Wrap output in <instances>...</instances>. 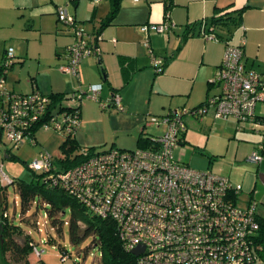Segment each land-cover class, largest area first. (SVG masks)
<instances>
[{
	"label": "built area",
	"instance_id": "obj_1",
	"mask_svg": "<svg viewBox=\"0 0 264 264\" xmlns=\"http://www.w3.org/2000/svg\"><path fill=\"white\" fill-rule=\"evenodd\" d=\"M56 14L74 36L66 49L67 60L59 68L79 78L82 61L98 54L99 47L66 5H58ZM203 24L200 32L205 38L220 39L212 28H205V21ZM175 26L166 13L161 23L144 24L142 29L167 33ZM13 62L14 53L7 50L0 63V131L8 142L15 147L25 142L36 145V131L41 128L73 137L81 124L83 100L87 97L99 101L102 84L65 93L61 100L40 90L19 93L7 84ZM151 62L157 72L164 70L161 57L152 54ZM211 83L219 86L220 92L202 104L174 108L148 119L146 126L154 125L161 131L144 133V146L102 151L83 147L79 153L85 158L66 168L60 167L58 159L62 158L41 152L28 166L47 173L53 185L65 188L93 213L114 219L129 250L144 246L143 252L136 255V264H264V247L257 241V202L241 199L242 184L211 169L193 168L175 153L187 130L186 117L202 118L211 109L216 119L232 118L239 129L247 125L264 129V114L256 112V106L264 104V75L247 66L242 44L226 40ZM112 104L119 111L125 110L119 92L113 94ZM102 105L107 107V103ZM260 149L253 151L248 160L261 162ZM2 179L13 182L5 174ZM31 244L41 256L44 249Z\"/></svg>",
	"mask_w": 264,
	"mask_h": 264
},
{
	"label": "crops",
	"instance_id": "obj_2",
	"mask_svg": "<svg viewBox=\"0 0 264 264\" xmlns=\"http://www.w3.org/2000/svg\"><path fill=\"white\" fill-rule=\"evenodd\" d=\"M58 5H66L82 27L93 28L91 32H87L90 38L96 41L100 50L98 54L82 61L79 78L63 71L65 74L56 73L50 66L53 63L60 66L66 62L67 46L74 41L69 27L58 21L56 14ZM216 8H219L218 12ZM110 9V0H0V32H6L9 25L14 23V18L20 17L25 20L27 27L32 26L37 30V40L40 42V47L33 51L30 40L24 45V41H16L11 36L4 40L0 38V48L2 47L0 63L6 56L7 44L13 46L16 43L19 53L16 56L13 51L14 59L15 57L21 59V65H25L26 60H37L39 70L36 75L31 76L30 86L18 84L21 89H27L26 93L33 90H40L43 93L48 91V94L65 93L85 88L89 84L101 83L98 102L102 107L103 103H107V107L99 108L98 112L105 117L120 119L128 124L127 130L115 132L114 136L104 140L103 143H111L110 148L118 142H125L127 135L132 137L136 147H139L140 135L147 133L144 121L149 114L164 115L174 108H192L220 92L221 88L213 85L211 80L222 61L227 39L235 44H242L247 66L264 75V0H122L114 21L100 30L102 20L109 15ZM228 11H232L230 14L240 13L239 24L231 25L229 29L218 30L221 34L219 40L207 39L201 32L186 36L194 23ZM166 13L170 14L176 25L173 30L158 33L153 29H142L144 24L161 23ZM83 22L87 23L83 25ZM152 54L163 59L162 72H157L152 66ZM15 62L17 61L14 60L12 68L10 67L11 71L9 69L7 74V77L10 75V79L14 81L17 75ZM46 69L51 74V82H46L44 72ZM7 84L9 85L8 81ZM115 92L121 94L125 107L124 111L118 113H114L113 109L116 107L112 104ZM106 108H109V111H105ZM208 113H211L215 120H219L214 117L212 110ZM83 114L85 113L82 103L80 126L85 125ZM204 117L197 118L193 115L186 117L187 130L183 134L180 147L175 151L176 156L185 163L190 152L187 145L193 143L188 138L190 126L201 124L203 131ZM236 128L240 131L237 124ZM245 131L241 139L246 141L244 146L246 152L259 151V146H264V129L249 128ZM78 134L79 130L75 138L80 144ZM258 136L262 142L257 141ZM209 139L210 135L206 137L202 149L209 157L206 160L207 165L211 167L209 169L228 176L234 183L242 184L240 195L246 192L242 199L246 203L255 200L259 215L264 216V147L260 149L263 160L259 163L249 161V153L246 156L245 167V164H240L237 160V155H227L228 150L224 152L212 149ZM233 145L237 149L241 146L237 141L233 142ZM5 153V157L8 158L9 153L7 151ZM190 157L192 159L195 156L191 154ZM3 182L4 180L0 179V184ZM1 193L0 191L2 223Z\"/></svg>",
	"mask_w": 264,
	"mask_h": 264
},
{
	"label": "rangeland",
	"instance_id": "obj_3",
	"mask_svg": "<svg viewBox=\"0 0 264 264\" xmlns=\"http://www.w3.org/2000/svg\"><path fill=\"white\" fill-rule=\"evenodd\" d=\"M13 22V24L9 25L6 32H0V38H3L4 40L11 36L16 41H24V45L28 40H30L32 50L34 51L38 49V47H40V42L37 40V30L32 26L31 28L27 27V25L25 24V20L20 17H15ZM86 23L87 22H83L82 24L84 25ZM84 28L86 32H91L93 30V28H90L89 26H85ZM1 48L0 52L2 50ZM7 48V50L15 51V55L19 53L17 43L15 45L13 44V46L12 44H7ZM14 60L17 61L14 64V66L17 67V75L15 81L10 79V75H8V86L9 88L11 87L10 89H13V91L15 92L21 91L26 93L27 89H21L20 85L25 84L27 86H30L29 82L31 76L36 75L39 70L38 62L35 59L28 61L26 60L25 65H21V59L15 57ZM50 66L51 68L55 69L56 73L65 74L60 70L59 65L55 66V64L53 63ZM47 67L49 68V66ZM44 72L46 82H51L52 78L49 70L46 69L44 70ZM10 73L12 74L13 72ZM19 83L20 85H18ZM44 93L48 94L49 92L47 91ZM99 108L103 107L98 101L87 97L83 100V113H85L83 114V117H85V125L78 127L76 131L78 132L79 130L78 136L81 146L72 149V151L70 150V156L72 158L81 151L82 147H93L97 151L109 149L111 147V143H103L104 140L109 139L110 137H112V135L114 136L115 132H120L128 129V124L126 122H123L122 120L116 118L110 119L107 116L105 117L98 112ZM113 110L114 113H118L119 111L116 108ZM211 110L213 111V109ZM105 111H109V108H106ZM257 112H261L264 114V106H262L261 103H259V105L257 106ZM154 115L156 114H149L146 121L144 122L147 123L148 119H150ZM204 119L205 126H203V131L200 127L201 124L195 127L190 126L188 138L193 143L192 145H190V143L187 145V149L190 150V152L186 159V162L189 163L191 167L200 170H207L211 168L207 165L206 162V160H208L209 158L206 155L207 153H204L202 151V149L204 148V141L206 140V137H209L210 135L211 139H209V142L212 146V149H217L224 152L228 150L229 153H227V155H237V160L240 161V164H245L244 166L246 167V156L250 153V151L246 152V148H244V146H246V141L242 140L241 136H243L242 134L246 133V129H252V125H247L245 128H238L240 130L238 131L236 128L237 123L232 118L228 120H215L212 114L208 113V115H206ZM243 129L245 130L243 131ZM159 131H161V129L155 127L154 125L147 126L146 128V132L151 134H157L159 133ZM36 136L39 140L38 144L32 145L29 142H25L17 147L8 142L7 137L4 134L0 136V165H2L0 167V179H2L3 175L5 174L10 177L11 180H16L11 183L3 182L2 184H0V191L2 192L1 196L5 200L4 209L7 213L6 217L9 221L17 226H20L22 229L21 233L14 232L13 238L20 244H23L26 240V236L29 235L32 242L36 243V246L39 249H44L42 255L38 256L34 248L32 247V250L28 254L29 264H38L40 258H42L45 264H101V252L97 247L92 246L89 248V251L87 253L85 252V249L91 244V239L88 238L80 244H73L70 241L68 224L65 223L63 225V231L60 234L50 224V219L46 215V209L42 202L39 206H37V203L33 202L30 205L29 210L23 212L17 180H31L32 169H30L27 165L35 158L39 157L41 152H47L56 158L62 159H66L68 156V152L63 147V144L67 139V135L65 133L52 128H41L36 131ZM125 140V142H118V144L114 145V147L122 149L136 148V143L132 137L127 135ZM260 140L261 137L258 136L257 141L259 142ZM235 141L241 144L239 149H237L233 145V142ZM260 142H262V140ZM6 151L10 152L12 156L11 158L5 157ZM191 154L195 156L192 159L190 157ZM201 154L205 156V158ZM239 171L240 170H238V172ZM37 173L40 172L37 171ZM243 194L244 195H241V199L246 196V192H244ZM69 218L70 211H67V213L63 216V219L69 220ZM64 253H66V256L62 258V255ZM23 262L24 259H22L21 261L18 260L17 255L12 250L8 251L5 257L0 245V264H23Z\"/></svg>",
	"mask_w": 264,
	"mask_h": 264
},
{
	"label": "trees",
	"instance_id": "obj_4",
	"mask_svg": "<svg viewBox=\"0 0 264 264\" xmlns=\"http://www.w3.org/2000/svg\"><path fill=\"white\" fill-rule=\"evenodd\" d=\"M110 2L111 9L109 15L102 20L100 30L114 21L121 8L122 0H110ZM218 11L219 8H216V12ZM230 13H232V11L214 14L210 18L194 23L191 28L188 29L186 36L199 34L204 25L203 21H205V28L209 30L212 28L216 34L220 36L221 34L218 30L224 28L229 29L231 25L239 24L240 17L238 15H240V13ZM65 93H51L50 95L54 99L61 100ZM1 135L2 133L0 131V136ZM142 135H140L139 138L140 146L147 144V139ZM79 146L81 145L77 142L75 135L73 137H67L63 147L68 152V156L66 159H58L60 167L66 168L73 166L85 158V156L80 153L76 154L73 158L70 156V150L72 151V149ZM88 148L94 149L93 147ZM7 152L9 153L8 158H11L10 152ZM14 181L16 180L14 179L13 182ZM17 184L23 212L28 211L33 202L37 203V206L42 202L52 227L61 234L63 225L67 223L69 226L70 241L73 244H80L84 240L90 238L91 244L85 249V252L87 253L92 246L97 247L101 252V264H136L137 256L125 246L120 238L117 224L114 219L102 217L93 213L87 205L69 193L65 188L53 185L51 181L47 179V173H37L32 170L31 180L18 179ZM4 203L5 200L3 198L0 231L2 252L6 257L7 252L12 250L17 255L18 260L21 261L24 259L23 264H29L28 254L32 250V240L30 236L27 235L25 242L20 244L13 238L14 232L21 233L22 229L20 226L9 221L4 215ZM67 211H70V218L69 220H64L63 216ZM259 223L260 233L257 237V241L264 247V216H259ZM38 263L45 264L42 258L39 259Z\"/></svg>",
	"mask_w": 264,
	"mask_h": 264
},
{
	"label": "water",
	"instance_id": "obj_5",
	"mask_svg": "<svg viewBox=\"0 0 264 264\" xmlns=\"http://www.w3.org/2000/svg\"><path fill=\"white\" fill-rule=\"evenodd\" d=\"M144 250V246H136L135 248H133L131 250V252L134 254V255H139L141 252H143Z\"/></svg>",
	"mask_w": 264,
	"mask_h": 264
}]
</instances>
